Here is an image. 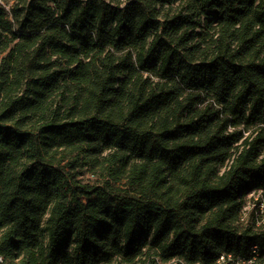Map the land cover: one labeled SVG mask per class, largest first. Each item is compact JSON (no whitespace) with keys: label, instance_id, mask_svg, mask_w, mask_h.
<instances>
[{"label":"trees","instance_id":"1","mask_svg":"<svg viewBox=\"0 0 264 264\" xmlns=\"http://www.w3.org/2000/svg\"><path fill=\"white\" fill-rule=\"evenodd\" d=\"M1 1L7 264L264 248V0Z\"/></svg>","mask_w":264,"mask_h":264},{"label":"built area","instance_id":"2","mask_svg":"<svg viewBox=\"0 0 264 264\" xmlns=\"http://www.w3.org/2000/svg\"><path fill=\"white\" fill-rule=\"evenodd\" d=\"M1 3L4 4L3 1ZM4 5L10 11V5ZM240 220L243 223H254L255 229L264 227V188L254 189L246 195ZM0 264H7L1 254ZM216 264H264V248L252 245L247 255L222 253Z\"/></svg>","mask_w":264,"mask_h":264},{"label":"rangeland","instance_id":"3","mask_svg":"<svg viewBox=\"0 0 264 264\" xmlns=\"http://www.w3.org/2000/svg\"><path fill=\"white\" fill-rule=\"evenodd\" d=\"M10 3H11V2H10ZM10 3H7V4L9 5Z\"/></svg>","mask_w":264,"mask_h":264}]
</instances>
